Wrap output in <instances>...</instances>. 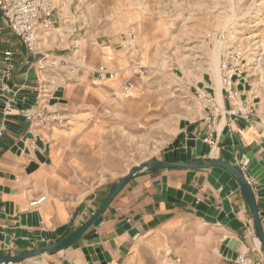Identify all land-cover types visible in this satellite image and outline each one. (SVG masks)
<instances>
[{"label":"rangeland","instance_id":"rangeland-1","mask_svg":"<svg viewBox=\"0 0 264 264\" xmlns=\"http://www.w3.org/2000/svg\"><path fill=\"white\" fill-rule=\"evenodd\" d=\"M66 5L53 27L59 31L51 29L38 39L40 51L53 59L35 56L32 66L37 93L47 90L41 92L47 97L41 98L40 111L45 107L49 118L34 121L19 142L34 161L39 163L37 155L46 157L47 143H53L42 131L52 128L77 129L64 152L82 161L83 173L75 176L82 191L114 183L133 166L162 158L164 149L186 132L181 123L197 127L210 118L212 124L215 116L216 129L224 111L215 99V76L222 82L224 59H233L227 66L234 69L233 95L246 101L241 110L264 134V0H69ZM125 11L139 15L140 24H121L118 13ZM130 40L134 43L128 46ZM105 47L118 51L128 66L120 74L131 83L132 97L112 96L109 90L96 94L106 80L99 83L90 73L104 63H91V55ZM133 64L144 66L145 75L131 76ZM59 90L64 96H56ZM222 93L225 110L236 113L233 99L227 101ZM226 120H240V113L226 114ZM181 242V253L174 256L167 249L156 263L216 264L218 252L210 239Z\"/></svg>","mask_w":264,"mask_h":264},{"label":"crops","instance_id":"crops-1","mask_svg":"<svg viewBox=\"0 0 264 264\" xmlns=\"http://www.w3.org/2000/svg\"><path fill=\"white\" fill-rule=\"evenodd\" d=\"M118 21L121 24L135 25L141 22V18L131 11H125L118 13ZM52 29L59 31L58 28ZM6 36L7 34L1 30L0 51L8 49L9 44L5 42ZM13 39L11 37L10 40L15 48L14 71L9 81H12L17 88L31 92L37 91L36 83L31 77L35 59L26 52L22 53L21 45ZM129 43L128 46H131L134 41L130 40ZM78 52L79 48L73 56ZM143 59L145 60L146 57ZM90 62L104 63L102 67L114 73L112 77L106 79L103 89L96 91V94L103 95L109 90L110 95L123 97L120 89L124 77L120 72L128 70V66L118 51L113 47L101 48L98 55H91ZM107 66L117 70H110ZM97 68L91 70L90 74L98 82L95 74ZM3 71L4 66L0 63V87L5 89L1 84ZM41 92H47V90ZM41 92H39L40 99L47 97ZM57 92L63 96L65 94L63 90ZM131 96H133L132 93ZM7 97L11 99L12 94L8 93ZM25 100L26 98L23 101ZM44 110L45 107H42L41 112ZM17 115L18 109L12 107L10 116ZM222 118L225 119V124L220 133L215 126H210V118H207L205 122L195 127L194 136L204 141L209 139L211 134L210 145L213 147L215 146L213 137L220 139L222 132L226 130L235 138L239 147L247 152L264 144L261 127L253 122L252 117H249L247 121L240 118L230 122L226 120V114H223ZM5 120L0 116V188L2 189L0 190V215L4 216L0 219V229L14 228L18 225L19 230L29 233H50L54 236L53 241L60 240L61 238L56 235L57 230L66 226L67 232L64 235L66 236L78 229L100 207L118 180L111 184L95 186L90 191H82L81 185L75 179L76 175L83 173L82 161L75 154L64 152L65 143L73 137L75 140L73 133L77 129L52 128L42 131L53 144L49 146L47 143L49 151L44 157V162L38 163L19 149V142L26 131L25 124L12 119L10 122L14 126L5 127L3 126ZM31 124L30 130H33L34 125ZM219 141H222L223 147L232 145L230 138H222ZM217 152L215 149V154L210 156L217 157ZM263 153L264 150L261 149L255 157L259 159ZM163 154L162 158L157 160L162 161ZM210 177L218 179L211 169L141 171L111 201L102 213L100 223L87 230L86 234L93 233L92 238H82L75 245L56 254L46 252L17 264H89L88 256L92 264H99L97 255L90 256L87 249L93 251L98 249L101 253H107L110 259L107 264H157V259L164 251L168 249L171 255H178L183 248L181 242L183 239L188 241L196 238L210 239L212 248L218 252L215 257L216 264H231L232 256L235 254L245 256L246 264H262V253L253 230L252 218L239 191L231 192L227 198L237 220L234 228L229 224L207 222L205 217L190 204L173 203L162 198L164 188L179 190L187 186L196 190L193 197L197 201L219 209L221 206L219 191L215 190L208 180ZM40 196H44L45 201L36 208H30L29 203ZM257 200L264 202V199ZM27 214H31L32 222L38 220V227L23 226L20 225V219L15 220ZM122 224L129 228L126 229ZM226 238L238 243L235 254L231 248L223 246L222 243ZM4 251L6 255L25 252L13 246L12 243L8 246L4 245Z\"/></svg>","mask_w":264,"mask_h":264},{"label":"water","instance_id":"water-1","mask_svg":"<svg viewBox=\"0 0 264 264\" xmlns=\"http://www.w3.org/2000/svg\"><path fill=\"white\" fill-rule=\"evenodd\" d=\"M21 51L25 54V47L23 45H21ZM33 76L32 74L31 77ZM1 84L5 85L6 88L0 87V116H2L6 104L18 110L29 109L35 104L37 91L31 92L17 88L12 81H7L6 79H2ZM8 93L12 94L11 99L7 97ZM60 95V92L56 93V96L59 97ZM25 98L26 100L23 101ZM5 119L3 123L5 127L14 126L10 122L12 119L25 124L26 130L30 127V123L25 122L24 118L20 115L7 116ZM180 128H185L186 132L179 133L173 143L164 149L162 161L149 159L139 165L133 166L126 175L117 181L95 213L78 229L66 236H64L67 232L66 226L57 230V235L61 238L60 240L53 241L50 233H29L19 230L18 225L14 228L0 229V264L21 263L46 252L56 254L75 245L82 238H92L93 233L86 234L87 230L91 226H97L100 223L102 213L137 173L144 170L157 172L164 169H211L217 175V180L212 177L208 180L213 184L215 190L219 191V198L221 199L219 209L212 206L209 207L197 201L193 197L196 194V190L187 186H183L179 190L164 188L162 194L163 199H167L173 203L190 204L209 223L217 222L221 225L229 224L231 227H235L237 220L227 198L231 192L239 191L251 215L253 230L262 253V264H264V202L257 200L264 199V153L259 159L255 157L261 149L264 150V144L247 152L240 148L235 138L224 130L220 139H217L215 136L213 137L215 146L212 147L194 136V125L181 123ZM222 138H230L232 145L223 147L222 141H219ZM213 148L218 151L217 157L210 156ZM37 159L41 163L44 162V157L40 155H37ZM0 190L2 189L0 188ZM31 217V214L21 215L15 220L20 219V225L23 226L38 227V220L32 222ZM3 218L4 216L0 215V219ZM122 226L126 229L129 228L125 224H122ZM12 236L13 240L11 241ZM10 243L25 252L16 255H6L4 245L8 246ZM222 244L224 247L231 248L234 254L238 248V243L229 238L224 239ZM34 246L35 249H33ZM86 251L90 256L96 254L99 264H107L110 261L107 253H101L98 249L95 251L87 249ZM236 257V254L233 255L232 260L234 261ZM87 261L89 264H92L89 256L87 257Z\"/></svg>","mask_w":264,"mask_h":264},{"label":"built area","instance_id":"built-area-1","mask_svg":"<svg viewBox=\"0 0 264 264\" xmlns=\"http://www.w3.org/2000/svg\"><path fill=\"white\" fill-rule=\"evenodd\" d=\"M69 0H0V31L5 32L7 36L5 37V42L10 44V48L0 51V63L4 66L2 79H9L14 71L13 59L15 56V50L13 49L11 43V37L16 39L20 45L25 47L26 54L30 55L32 58L35 56H44L43 52H39L37 49V41L40 32L46 31L53 28L55 25L59 24L63 17V9ZM230 60L224 59L221 68L222 83H223V93L227 101L233 99L235 95L232 92V77L234 75V69L228 70L227 66ZM63 62V61H60ZM39 63V62H38ZM54 63V62H53ZM131 76L142 77L145 75V68L140 64H133L130 67ZM96 77L99 81H104L108 77L114 75L113 72L106 70L104 67L100 66L95 71ZM1 79V80H2ZM6 88L5 85H3ZM132 85L129 80L123 82L121 85V95L125 98L131 96ZM112 96H115L113 94ZM42 100L40 99V94L37 93L36 102L29 109L18 110V115L22 116L25 122L33 123L34 121H39L40 123H45L48 121V116L44 115L40 111L39 106ZM245 102H241L244 106ZM13 106L9 104L5 105L2 112V117L6 118L10 116V109ZM240 113V118L243 121L249 119V113L237 110L236 113H229L227 115H238ZM215 116H213V121L215 122ZM212 122V124L214 123ZM210 126H213V125ZM260 125L264 128V120L261 121ZM209 126V127H210ZM1 136V131H0ZM208 145L212 143L211 134L209 139L204 140ZM45 201L44 196H40L37 199L29 203L30 208H36L40 206ZM246 257L242 255H237L236 259L231 264H246Z\"/></svg>","mask_w":264,"mask_h":264},{"label":"bare ground","instance_id":"bare-ground-1","mask_svg":"<svg viewBox=\"0 0 264 264\" xmlns=\"http://www.w3.org/2000/svg\"><path fill=\"white\" fill-rule=\"evenodd\" d=\"M68 4H69V2H68ZM68 7V5H66L65 6V8H64V11H63V13L65 12V9ZM65 16V15H64ZM65 18V17H64ZM52 28H50V29H48V30H46V31H42V32H40V34H39V37H38V39L40 38V37H42V35H46V36H48V34H46L47 32H49L50 30H51ZM44 37V36H43ZM40 40V39H39ZM38 44H39V42L37 41V44H36V46H37V49L39 50V52H42V51H40V49H39V47H38ZM77 50V49H76ZM75 50V51H76ZM74 51V52H75ZM74 52H73V54H74ZM213 55H214V59H213V61H214V64H215V66L217 67L218 66V52H217V50L216 51H214V53H213ZM52 58V56H46V58ZM53 59V58H52ZM56 59H62L61 57H56ZM42 61H40L39 62V64L41 65L42 63H41ZM46 62V61H45ZM44 62V63H45ZM44 66L43 65H41V68H43ZM128 70H129V68H128ZM98 82H101V81H99L98 80ZM221 90L223 91V89H222V82H221V79H220V76L219 75H216L215 76V89H214V91H215V99L217 100V102L220 104V105H222V103H223V107L221 108L219 105H218V110L219 111H224V112H222L224 115L227 113V112H229V113H231V109H230V111H227V110H225V107H224V102H223V95L221 96ZM42 94V93H41ZM43 96H46V95H44L43 94ZM210 98L212 99V97L210 96ZM213 100V99H212ZM239 98H238V96H234L233 97V101H232V103L230 104L232 107H234L236 110H241V107H242V105H241V101L239 100ZM237 101L239 102V103H237ZM224 108V109H223ZM242 111V110H241ZM242 112H244V111H242ZM225 124V120H224V118H222V121H221V123H220V125L219 124H217V126H216V129H217V131H218V133H220V130L222 129V127H223V125ZM218 127V128H217ZM214 151H215V148H213V153H211L212 155L213 154H215L214 153ZM139 165V164H138Z\"/></svg>","mask_w":264,"mask_h":264}]
</instances>
